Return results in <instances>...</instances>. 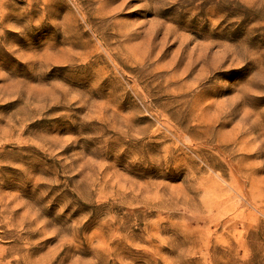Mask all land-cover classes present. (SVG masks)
Segmentation results:
<instances>
[{"label": "rangeland", "instance_id": "374dc122", "mask_svg": "<svg viewBox=\"0 0 264 264\" xmlns=\"http://www.w3.org/2000/svg\"><path fill=\"white\" fill-rule=\"evenodd\" d=\"M0 264H264V0H0Z\"/></svg>", "mask_w": 264, "mask_h": 264}]
</instances>
